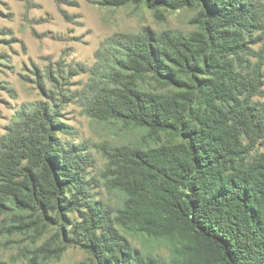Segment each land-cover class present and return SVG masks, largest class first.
Wrapping results in <instances>:
<instances>
[{
  "label": "trees",
  "instance_id": "16d2710c",
  "mask_svg": "<svg viewBox=\"0 0 264 264\" xmlns=\"http://www.w3.org/2000/svg\"><path fill=\"white\" fill-rule=\"evenodd\" d=\"M147 3L156 13L201 10L189 35L144 32L114 53L112 84L98 109L143 129L154 143L113 155L125 196L116 222L156 239L190 230L195 241L175 246L170 262H161L141 256L108 218L83 213V181L55 137L62 125L46 104L26 108L0 140V215L29 212L18 229L38 231L47 220L63 219L68 228L66 213L80 212L83 221L71 223L67 239L91 249L101 264H264V152L249 157L264 144V108L253 100L264 75L245 55L259 28L253 0ZM58 251L49 240L28 264Z\"/></svg>",
  "mask_w": 264,
  "mask_h": 264
},
{
  "label": "rangeland",
  "instance_id": "374dc122",
  "mask_svg": "<svg viewBox=\"0 0 264 264\" xmlns=\"http://www.w3.org/2000/svg\"><path fill=\"white\" fill-rule=\"evenodd\" d=\"M112 1L0 0V140L19 123L26 108L48 105L62 125L55 137L70 153L83 181L84 193L79 196L83 213L93 210L108 218L141 256L169 263L175 246L195 241L192 231L156 239L127 231L116 222L125 196L116 186L113 155L124 146L147 148L154 143L143 129L107 118L98 108L103 91L112 84L114 53L126 38L149 31L189 35L198 30L195 19L201 6L161 8L156 13L147 0H127L124 5ZM253 3L259 28L249 40L251 52L245 55L264 75V0ZM253 100L264 108V83ZM262 152L260 140L249 157ZM7 212L0 215V264H28L33 251L49 240L59 256L52 252L41 258L42 264H101L91 249L67 239L71 223H81L84 214L66 213L68 228L63 219L47 220L33 231L18 229L30 220L29 212Z\"/></svg>",
  "mask_w": 264,
  "mask_h": 264
}]
</instances>
